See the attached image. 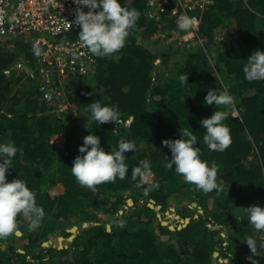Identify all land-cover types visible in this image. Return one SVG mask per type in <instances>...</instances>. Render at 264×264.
<instances>
[{
  "label": "trees",
  "instance_id": "obj_1",
  "mask_svg": "<svg viewBox=\"0 0 264 264\" xmlns=\"http://www.w3.org/2000/svg\"><path fill=\"white\" fill-rule=\"evenodd\" d=\"M122 3L140 12L136 25L119 52L96 56L97 70L89 85L83 76L68 83L75 87L64 102L71 107L64 110L57 101L44 100L37 84L18 70L4 74L20 59L34 66L27 38L0 40V142L12 140L18 147L6 178L24 180L45 211L35 230L29 229L27 217L18 215L21 234L0 241L6 245L0 249V264H220L219 258L223 264H252L253 259L264 264V249L258 247L261 255L252 254L243 241L248 236L258 245L264 241V232L248 224L243 211L264 206V81L250 82L243 72L252 52L264 50V0H210L201 16L199 41L184 48L186 58L168 80L157 72L156 60L163 52L150 49L139 37L159 39L160 33L176 26V19H148L144 0ZM79 31L70 36L78 37ZM182 75L188 76L184 83ZM208 90H227L233 103L206 104ZM97 100L118 107L119 124L98 125L90 119L85 109ZM215 109L228 113L224 123L232 142L223 152L208 150L202 139L206 129L200 121ZM181 128L197 136L202 159L217 164L219 190H198L174 166H164L172 153L163 141L180 138ZM90 133L100 137L105 151L121 138L135 145L125 153L126 177L101 183L95 190L79 185L71 173L75 157L82 155L83 138ZM54 134L64 137L63 149L51 142ZM141 160L150 163L149 182L131 175ZM57 182L63 192L51 195L44 190L45 184ZM189 193L191 202L177 208L189 222L181 228L164 224L155 207L169 211L176 208L175 195ZM101 212L109 216L108 226L101 222ZM49 218L80 229L54 230ZM54 232L70 238L68 244L42 246L41 239Z\"/></svg>",
  "mask_w": 264,
  "mask_h": 264
},
{
  "label": "clouds",
  "instance_id": "obj_2",
  "mask_svg": "<svg viewBox=\"0 0 264 264\" xmlns=\"http://www.w3.org/2000/svg\"><path fill=\"white\" fill-rule=\"evenodd\" d=\"M73 2L77 5L74 22L80 27L78 34L80 43L90 53L101 58L112 56L124 47L130 29L136 25L140 16L136 8L125 6L122 0H73ZM82 6H87L90 10L85 12ZM15 21V16L8 18V23L12 27H15ZM194 23V18L186 14L181 15L177 19V28L188 31ZM33 51L35 55H40L39 48L33 46ZM243 72L245 79L250 82L264 81V50L257 49L252 52L243 66ZM179 79L184 83L188 76L182 75ZM205 103L229 106L233 103V97L227 90L219 93L208 90ZM85 111L90 112V119L98 125L105 122L119 124V110L115 105L97 100L91 102ZM227 116V111L215 109L210 117L201 119L200 124L206 129L202 139L208 150L223 152L231 144L230 128L224 123ZM180 132V138L163 141L172 153L170 159L166 155L164 166L168 169L174 166L175 172L180 174L185 182L195 185L198 190L205 193L219 190L221 185L217 181V164L213 161L209 165L208 161L202 159L201 149L197 146L198 138L192 130L181 128ZM83 141L79 147L82 155L75 157L71 167V173L79 185L95 190L101 183L126 177L129 168L125 163V153L135 150L133 143L121 138L115 148L105 151L100 144V137L95 134L86 135ZM17 152L18 147L14 141L0 142V241L11 235L21 234L17 223L18 215L29 219L30 230L38 228L45 216L43 207L36 203L34 190L30 189L24 180L16 178L8 181L6 178L7 170L12 167ZM131 175L142 179L151 176L150 163L147 160L139 161L132 168ZM243 211L248 224L256 231L264 232V206L243 207ZM120 226H123L122 222ZM243 241L248 244L252 254H260L258 247L264 249V241L258 245L252 236L246 237ZM3 247L6 245H0V249ZM252 264H257V261L253 259Z\"/></svg>",
  "mask_w": 264,
  "mask_h": 264
},
{
  "label": "built area",
  "instance_id": "obj_3",
  "mask_svg": "<svg viewBox=\"0 0 264 264\" xmlns=\"http://www.w3.org/2000/svg\"><path fill=\"white\" fill-rule=\"evenodd\" d=\"M210 0H144L145 16L156 20L169 15L176 19L172 34L180 38L183 44L190 47V42L199 41L201 16ZM85 12L90 9L82 6ZM77 5L73 0H0V40L27 38L33 46L40 49V55L34 54V66L20 59L13 67L4 69L10 75L13 69L18 70L37 84L40 96L46 101H57L59 110L64 105L66 88L75 77H94L97 70L96 55L81 45L79 37L70 35L80 30L74 20ZM194 18V25L188 31L177 28V19L181 15ZM15 16V27L8 23V18ZM34 53V51H33ZM51 142L57 150L64 148L65 139L54 134ZM152 175L142 179L151 181ZM264 238V235H263Z\"/></svg>",
  "mask_w": 264,
  "mask_h": 264
},
{
  "label": "rangeland",
  "instance_id": "obj_4",
  "mask_svg": "<svg viewBox=\"0 0 264 264\" xmlns=\"http://www.w3.org/2000/svg\"><path fill=\"white\" fill-rule=\"evenodd\" d=\"M176 30L175 26L171 27L168 32H163L162 34L160 33L159 35V39H146L143 37H139V41L142 42L144 45H146L147 47H149L150 49L154 50V51H162V55L159 59L156 60V65H157V72L158 74H161L162 77L166 78V80L170 79V78H174L176 76V69L177 67L183 62V60L186 58L185 54H184V48L186 47L183 44V41L176 37L173 33V31ZM5 41V40H3ZM192 45L196 44L197 41H193L190 42ZM19 49V48H18ZM17 49V50H18ZM93 80V77H88L86 85L90 84ZM75 87V86H74ZM74 87H69L67 85L66 88V93L68 96V93L70 91H72L74 89ZM85 85H83V89H85ZM98 92H96L97 95ZM68 98V97H67ZM71 107V106H68ZM44 190L46 192H48L51 195L54 194H58L64 191V186L60 183H47L44 186ZM193 195H191L190 193L187 196H180V195H175V199L173 200L174 203L176 204V208L172 207L169 211H165V210H161L160 206H156L155 208L158 209V216L160 217L161 221L164 224H181L183 225L187 218L181 216L178 212H177V208L182 207L184 204H186V202H191L190 198ZM209 202V206L211 205V200L208 199ZM130 203H132V200H130ZM151 206L154 207V204L151 203ZM200 206V205H199ZM196 207V202L192 203V208ZM201 211V210H200ZM101 216V222L105 225H109V216H107L104 212L100 213ZM106 218V219H105ZM49 225L53 226L54 230L56 229H61L64 227H67L68 230L73 231V232H77L80 228L79 227H71L70 228V224L68 222L60 225L59 223L57 224V220H54L53 218H49L48 220ZM93 223H86L84 225L86 226H90ZM70 238H66L64 236H61L58 234V232H54L52 234L48 235V238H42L41 239V245L42 246H59L62 247L64 245H67L69 242ZM218 254V253H217ZM237 257H238V253H237ZM219 263L223 264L222 258H219Z\"/></svg>",
  "mask_w": 264,
  "mask_h": 264
},
{
  "label": "water",
  "instance_id": "obj_5",
  "mask_svg": "<svg viewBox=\"0 0 264 264\" xmlns=\"http://www.w3.org/2000/svg\"><path fill=\"white\" fill-rule=\"evenodd\" d=\"M189 220H190V218H187L186 222H189ZM181 227H182V225H179V228H181ZM215 254H217V252Z\"/></svg>",
  "mask_w": 264,
  "mask_h": 264
},
{
  "label": "crops",
  "instance_id": "obj_6",
  "mask_svg": "<svg viewBox=\"0 0 264 264\" xmlns=\"http://www.w3.org/2000/svg\"><path fill=\"white\" fill-rule=\"evenodd\" d=\"M216 255H218V254H216Z\"/></svg>",
  "mask_w": 264,
  "mask_h": 264
}]
</instances>
